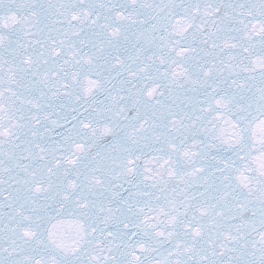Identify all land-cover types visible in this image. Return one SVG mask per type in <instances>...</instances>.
Returning <instances> with one entry per match:
<instances>
[{
  "label": "snow or ice",
  "instance_id": "6c2138e0",
  "mask_svg": "<svg viewBox=\"0 0 264 264\" xmlns=\"http://www.w3.org/2000/svg\"><path fill=\"white\" fill-rule=\"evenodd\" d=\"M0 264H264V0H0Z\"/></svg>",
  "mask_w": 264,
  "mask_h": 264
}]
</instances>
